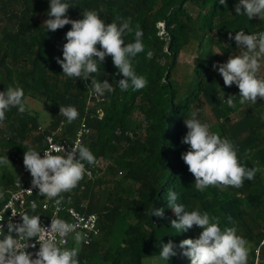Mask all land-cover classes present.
I'll use <instances>...</instances> for the list:
<instances>
[{
    "label": "trees",
    "instance_id": "1",
    "mask_svg": "<svg viewBox=\"0 0 264 264\" xmlns=\"http://www.w3.org/2000/svg\"><path fill=\"white\" fill-rule=\"evenodd\" d=\"M235 2L226 0L225 7L218 0H70L73 7L67 15L71 19H82L85 9H95L105 23L130 17L133 27L139 24L143 29L145 50L133 63L135 71L146 76L147 86L121 91L114 85L113 92L98 97L89 87L91 77L69 78L56 62L55 57L62 58L65 33L71 25L45 29L49 0H0V91L19 86L25 97L33 92L56 107V121L45 132L60 121L69 137L81 122L90 129L80 144L97 157L94 165L85 162L92 177L85 175L74 189L62 193L65 203L99 216L100 235L90 245H77L81 264H142L143 258L159 255L161 241L195 238L200 231L195 226L180 233L171 228L169 221L176 217L167 206L169 189L180 193L178 202L187 210L199 208L217 217L221 230L234 227L247 242V264H254L255 249L264 238V99L258 97L255 104L237 100L235 107H229L220 98L221 91L227 99L238 97L239 89L234 84L225 86L222 76L212 69L213 62L226 61L215 53V46L227 55L236 44L229 32L234 36L241 28L261 29L255 28L258 20L254 17L235 15ZM133 38L134 33H129L125 39L132 42ZM187 46L193 47L195 60L186 79L180 81L178 54ZM100 64L93 74L97 80L115 84L121 78L111 56ZM67 105L79 112L71 124L59 112L60 106ZM206 105L216 117L212 131L234 142L241 163L258 169L254 179L245 180L239 188L209 186L197 191L195 177L181 158L189 147L181 143L187 132L184 119ZM234 112L240 114L237 121L227 128L218 125L219 118L228 122ZM37 126L33 111L21 113L15 107L0 122V156L6 155L10 162L0 167V190L11 189L16 179L26 181L16 175V166L28 147L38 151L43 147L42 135L27 142ZM114 184L117 191L110 188ZM97 189H101L99 200L94 197ZM152 206L163 208L164 216L150 217L147 212ZM122 218L128 222L120 244L112 246L108 239ZM258 261L264 264V245L259 246ZM166 264H190V258L178 251Z\"/></svg>",
    "mask_w": 264,
    "mask_h": 264
},
{
    "label": "clouds",
    "instance_id": "2",
    "mask_svg": "<svg viewBox=\"0 0 264 264\" xmlns=\"http://www.w3.org/2000/svg\"><path fill=\"white\" fill-rule=\"evenodd\" d=\"M218 3L227 7L226 0H218ZM70 7H73L70 0H49L48 18L43 23L45 29L52 31L71 25L65 33L62 58L55 57L62 73L82 81L91 77L89 87L98 97H103L105 92H113L114 85L121 91L146 87V76L138 74L133 63L134 58L145 50L143 29L139 24L133 27L130 17L120 19L119 23H105V18L95 9H85L82 19H71L67 15ZM234 11L235 15H244L248 20L253 17L264 20V0H236ZM129 33H134L132 42H126ZM228 35L242 52L230 55L225 62H213L212 69L222 76L225 86L235 84L239 93L238 97L229 95L224 99L222 90L220 98L229 107H235L237 100L240 104H255L258 96L264 99V76L259 74L261 60L264 59V30L246 34L241 28L235 31L234 36L231 32ZM215 53L222 52L217 50ZM108 56H111L117 69L116 75L121 76L115 84L107 79L101 82L93 75L98 72L100 62ZM148 56H151V52ZM24 97V89L19 86H7L0 91V122L5 120L6 113L13 107L21 113L26 110ZM59 112L68 124L79 116L74 105L60 106ZM199 112L200 109H194L190 118L184 119L187 132L181 140L182 144L189 146L181 153V158L195 177L196 190L203 192L209 186L239 188L245 180H253L258 169L248 168L241 163L234 142L211 131L210 125L198 118ZM261 118L264 119V115ZM96 160L89 147L79 142L67 152L62 146L45 150L41 155V151L28 147L23 154V164L32 177L31 185L38 189L37 195L52 200L57 208L64 200L62 193L70 192L85 175H91L85 162L94 165ZM9 163L6 155L0 156V167ZM27 191L31 192V189ZM4 195V190H0V199ZM179 198V192L168 190L167 206L176 217L169 221L171 228L180 233L195 226L200 231L195 238H185L179 243L161 241L159 255L153 257L149 264H166L178 251L180 255L190 258V264H247V242L234 227L221 230L216 222L217 217L199 208L189 211L184 203L178 202ZM28 207L35 213L37 201H29ZM19 214V222L0 218V264H81L79 246H62L71 235H74L77 244L84 239L85 234L76 231L77 224L56 216L45 227L39 214H29L27 210ZM147 214L150 217H163L164 209L152 206ZM31 238H35V242L30 244ZM36 242L39 248L35 253L26 251L29 247L35 248Z\"/></svg>",
    "mask_w": 264,
    "mask_h": 264
},
{
    "label": "built area",
    "instance_id": "3",
    "mask_svg": "<svg viewBox=\"0 0 264 264\" xmlns=\"http://www.w3.org/2000/svg\"><path fill=\"white\" fill-rule=\"evenodd\" d=\"M244 31L247 34L249 32H258L262 30L247 31L244 29ZM63 130L64 121H60L55 128L43 133L44 145L40 150L41 155H43V151L45 150H54L56 147L62 146L65 152H67L71 150L72 145H75L77 142L81 143L90 132V129L85 122H81L79 127L76 129L73 137L65 135ZM89 171L91 175H86L87 178L92 177L91 169H89ZM17 176L24 177L26 181L16 179L14 181V186L11 189H6L4 197L0 199V218L4 220L10 218L14 222H19L21 220V216L19 213L27 210L29 211V214H39L41 224L47 227L51 222V218L58 216L78 225L76 231L81 234H85L84 239L79 242V244H82L84 246L90 245L100 235L101 230L99 226V216L96 212L77 208L72 204L65 203L64 201L62 202L61 206L57 208L52 200L46 199L43 196H38V189L34 188L31 185L32 177L29 171L25 168L23 160L19 166V173ZM29 189H31V192L27 191ZM10 200L12 201L11 204H9ZM31 200H36L38 203V207L35 213H32L28 207V202ZM84 205V202L80 203L81 208H83ZM85 225H87V227H85ZM5 231H7L6 227ZM33 242H35V238H31L29 240L30 244ZM75 244H77V241H75L74 235H71L67 239V243L62 246ZM261 245H264V238L259 243V246ZM259 246L255 249L256 258L254 264H260L258 261ZM38 248L39 243L36 242L35 248L29 247L28 249H26V251L35 253Z\"/></svg>",
    "mask_w": 264,
    "mask_h": 264
},
{
    "label": "rangeland",
    "instance_id": "4",
    "mask_svg": "<svg viewBox=\"0 0 264 264\" xmlns=\"http://www.w3.org/2000/svg\"><path fill=\"white\" fill-rule=\"evenodd\" d=\"M254 19L256 21L258 20L255 25V28L256 29L261 28L260 30H264V20H260L259 17H254ZM228 42L229 41H227L226 39L224 40L225 44H228ZM192 49L193 47L187 46L183 48L178 54V71H179L180 81H184L186 79V73L188 71V68L191 67L194 63L195 54L193 53ZM217 50L219 49L217 48V46H215V51ZM241 52L242 50L236 48V44H235L234 46H232V49L227 52V55H224L223 53H218V55H220V57L223 60H227L230 55H239L241 54ZM259 74L261 76H264V59L261 60V68H260ZM24 99H25L26 109L33 111L38 121V126L33 128L29 132V136L27 138V142L31 144L33 143V139L36 135L43 136V133L45 132V130L49 129L54 124L57 118V109L50 103L45 102L42 96L36 93H33V92H30L29 94H27V96ZM200 113H201L200 119L204 122H207L210 125V130L212 131V127L216 123V117L213 113V110L209 106L206 105L204 108H200ZM239 118H240V114L238 112H234L230 114V118L228 122L223 121V118L221 119L219 118L217 123L218 125L223 126V127L225 126L227 128V125L234 123V121H237ZM18 173H19V166L18 167L16 166V175H18ZM110 188L112 190H116V191L118 190V186H116V184L110 185ZM97 191L99 192H96L94 197L96 200H99V198L101 197V189H97ZM127 222L128 221L124 218H122L119 222L117 221L115 230L110 236V238L108 239V244L112 246H116L118 243L120 244L122 230H124ZM77 245L78 244H75L72 247L77 246ZM157 256L158 255L143 258L142 264H149L151 259Z\"/></svg>",
    "mask_w": 264,
    "mask_h": 264
}]
</instances>
